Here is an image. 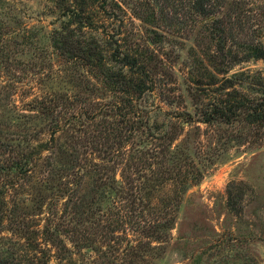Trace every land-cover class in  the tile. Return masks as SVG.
Instances as JSON below:
<instances>
[{
	"label": "trees",
	"instance_id": "1",
	"mask_svg": "<svg viewBox=\"0 0 264 264\" xmlns=\"http://www.w3.org/2000/svg\"><path fill=\"white\" fill-rule=\"evenodd\" d=\"M61 4L40 93L0 129V264H157L202 171L174 144L171 113L149 97L177 108L178 128L194 115L264 123V71L228 75L235 63L264 60V0ZM128 10L138 33L123 34ZM173 32L195 40L182 88L179 56L163 48Z\"/></svg>",
	"mask_w": 264,
	"mask_h": 264
},
{
	"label": "rangeland",
	"instance_id": "2",
	"mask_svg": "<svg viewBox=\"0 0 264 264\" xmlns=\"http://www.w3.org/2000/svg\"><path fill=\"white\" fill-rule=\"evenodd\" d=\"M62 2L0 0V55H6L0 63V129L9 111L24 112L26 100L40 93L38 69L41 62L52 59L48 32L63 19ZM115 24H105L106 33ZM121 29L123 34L138 33L142 23L128 10ZM166 29L158 20V30ZM173 34H167L163 48L178 54L174 79L177 87H183L191 69L188 48L195 40L187 33ZM41 47L46 51L41 53ZM257 70L264 71V60L235 63L228 75ZM48 87L49 83L42 90ZM153 100L174 117L170 120L177 129L174 144L185 148L202 171V179L183 196L171 239L156 263L264 264V123L207 124L194 115L178 128L177 108L150 96L149 101ZM86 255L91 259L94 254L87 251Z\"/></svg>",
	"mask_w": 264,
	"mask_h": 264
}]
</instances>
